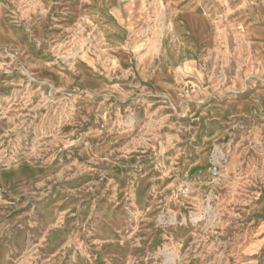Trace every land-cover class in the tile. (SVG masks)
Here are the masks:
<instances>
[{"label":"rangeland","instance_id":"obj_1","mask_svg":"<svg viewBox=\"0 0 264 264\" xmlns=\"http://www.w3.org/2000/svg\"><path fill=\"white\" fill-rule=\"evenodd\" d=\"M96 1L0 0V264H264L258 44Z\"/></svg>","mask_w":264,"mask_h":264},{"label":"crops","instance_id":"obj_2","mask_svg":"<svg viewBox=\"0 0 264 264\" xmlns=\"http://www.w3.org/2000/svg\"><path fill=\"white\" fill-rule=\"evenodd\" d=\"M64 1L74 9L84 0ZM105 1L107 7L112 3L111 0ZM173 1L172 3L177 7H174L175 12L172 15L171 21L178 28V36L189 42H193L199 38L201 42H206L209 36L205 27L209 22V17L204 12H199L198 10L199 7L204 8L208 6L210 4L209 0ZM216 1L217 16L220 14L223 18H227L234 26H242L247 38L258 44V50L264 54V0Z\"/></svg>","mask_w":264,"mask_h":264}]
</instances>
